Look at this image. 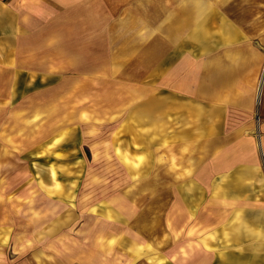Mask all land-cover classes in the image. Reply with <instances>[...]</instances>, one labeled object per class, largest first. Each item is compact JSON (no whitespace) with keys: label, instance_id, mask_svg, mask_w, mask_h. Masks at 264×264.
Instances as JSON below:
<instances>
[{"label":"rangeland","instance_id":"1","mask_svg":"<svg viewBox=\"0 0 264 264\" xmlns=\"http://www.w3.org/2000/svg\"><path fill=\"white\" fill-rule=\"evenodd\" d=\"M0 7V264H264V0Z\"/></svg>","mask_w":264,"mask_h":264},{"label":"crops","instance_id":"2","mask_svg":"<svg viewBox=\"0 0 264 264\" xmlns=\"http://www.w3.org/2000/svg\"><path fill=\"white\" fill-rule=\"evenodd\" d=\"M0 8H2V7H0ZM3 20V17L1 16V21L0 22H4V21H2Z\"/></svg>","mask_w":264,"mask_h":264},{"label":"bare ground","instance_id":"3","mask_svg":"<svg viewBox=\"0 0 264 264\" xmlns=\"http://www.w3.org/2000/svg\"><path fill=\"white\" fill-rule=\"evenodd\" d=\"M234 74H232V76H233ZM263 84V82L261 83V85Z\"/></svg>","mask_w":264,"mask_h":264}]
</instances>
